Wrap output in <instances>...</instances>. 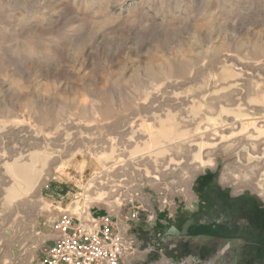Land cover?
<instances>
[{
	"label": "rangeland",
	"instance_id": "1",
	"mask_svg": "<svg viewBox=\"0 0 264 264\" xmlns=\"http://www.w3.org/2000/svg\"><path fill=\"white\" fill-rule=\"evenodd\" d=\"M136 193L130 264L258 255L264 0H0V264Z\"/></svg>",
	"mask_w": 264,
	"mask_h": 264
},
{
	"label": "built area",
	"instance_id": "2",
	"mask_svg": "<svg viewBox=\"0 0 264 264\" xmlns=\"http://www.w3.org/2000/svg\"><path fill=\"white\" fill-rule=\"evenodd\" d=\"M132 194L129 206L122 198L118 211L91 212L61 209L52 222L53 235L41 248L39 264H130L140 253L138 237L129 231L138 218V200ZM126 208L124 207H127ZM131 207V208H130ZM167 264H172L167 262ZM180 264H201L198 258Z\"/></svg>",
	"mask_w": 264,
	"mask_h": 264
},
{
	"label": "crops",
	"instance_id": "3",
	"mask_svg": "<svg viewBox=\"0 0 264 264\" xmlns=\"http://www.w3.org/2000/svg\"><path fill=\"white\" fill-rule=\"evenodd\" d=\"M183 227V229H186L185 227L186 226H182ZM190 228V227H189ZM180 229H182V228H180ZM190 231H191V233H196V234H198L197 236H195L194 238H193V242H196V243H200V240L201 239H207V238H209V236L210 235H212L213 234V231H211L210 230V228H199V227H197V228H194L193 226L191 227V229H190ZM197 231V232H196ZM239 241H241V239H238ZM242 241H243V238H242ZM211 242H203L202 243V245H204V246H207V255L209 256L210 255V249H209V244H210ZM188 243H185V244H183L182 245V241L179 243V245H180V253H179V256L178 257H180V256H182L183 254H184V252H187V253H192L194 256H197V257H202V258H205V257H207V255L206 254H204L203 252L201 253L200 251L198 252H196L195 254L193 253V251H190V248L188 247V245H187ZM240 244H241V242H239V246H240ZM184 245H186V246H184ZM257 245V244H256ZM241 246H243V244H241ZM261 247H258V248H256V250H257V252H258V255H259V260H258V262L260 263V264H264V245H260ZM198 247V246H197ZM186 250V251H185ZM189 250V251H188ZM186 253V254H187ZM243 254V253H242ZM258 255L256 256H254V255H252L251 256V258L249 257V259H247L246 258V261L243 263V256H241L240 257V260H239V262L238 263H240V264H255V263H258V262H256V260L258 259ZM254 261V262H253ZM230 262H232L231 264H235L234 262H233V260H231ZM237 263V264H238Z\"/></svg>",
	"mask_w": 264,
	"mask_h": 264
}]
</instances>
